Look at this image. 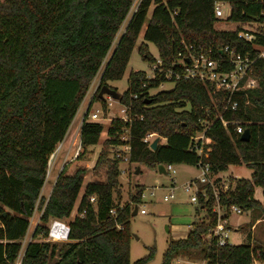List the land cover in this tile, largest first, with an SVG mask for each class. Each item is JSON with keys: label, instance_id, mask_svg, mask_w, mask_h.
<instances>
[{"label": "trees", "instance_id": "16d2710c", "mask_svg": "<svg viewBox=\"0 0 264 264\" xmlns=\"http://www.w3.org/2000/svg\"><path fill=\"white\" fill-rule=\"evenodd\" d=\"M216 1L229 5L227 21L264 23V0H139L113 46L134 0H0V264H14L35 210L40 212L39 221L20 264H147L152 259L153 247L147 255L133 262L129 259L128 218L141 192L133 197L134 205L114 201L120 160L109 159L107 149L100 151L93 166L107 163L105 180L85 184L77 208H85V213L68 221L69 241H33L46 236L50 219L69 217L85 175L83 168L66 173L64 165L43 197L47 160L100 73L97 92L83 114L80 155L86 146L97 143L102 124L87 119L89 108L103 101L97 97L101 85L121 79L142 30L143 40L157 47L164 69L170 68L179 53L185 54L188 46L192 52L211 48L216 53L228 45L255 55L250 44L237 38L242 28L214 27L219 21L213 13ZM256 42L264 43L261 38ZM138 51L151 60L143 45ZM254 76L258 87L234 96L237 109L222 113L224 120L236 121L249 131L248 141L239 139L234 125L222 127L216 117L221 112L220 99L210 96L209 86L200 80L181 79L172 89L148 96V90L168 80L164 73L147 80L144 72L135 71L130 72L128 88L119 101L138 117L129 123L111 120L104 144L128 145V162L149 168L201 162L216 175L228 166L244 165L251 170L250 178H233L234 187L225 193L219 188L221 204L243 211L259 209L261 203L253 193L255 187L264 190V57L256 60ZM143 82L146 86L141 88ZM133 93L138 94L136 99L131 98ZM203 122H209L202 145L206 157L190 148ZM124 132L127 140L122 142ZM153 133L164 139L155 150L143 141ZM207 193L205 220L193 223L185 238L170 239L160 264H172L176 258L205 264H253L259 248L251 243L216 246L214 241L209 245L202 241L216 223L212 191ZM90 196L95 197V205L87 202ZM112 208L115 215L109 213ZM115 223L122 228L117 230ZM257 256L262 259L263 253Z\"/></svg>", "mask_w": 264, "mask_h": 264}, {"label": "rangeland", "instance_id": "374dc122", "mask_svg": "<svg viewBox=\"0 0 264 264\" xmlns=\"http://www.w3.org/2000/svg\"><path fill=\"white\" fill-rule=\"evenodd\" d=\"M139 0H134L133 5L127 15L125 21L121 25L113 46L122 33L130 14L135 9ZM153 4L149 6L147 16H150ZM223 15L219 21H217L214 27L217 30H234L238 27L244 29H264V23H236L227 21L226 18L229 14V5L224 3L222 5ZM142 32L139 34L133 47L129 60L126 64L124 73L120 80L108 81L105 85L114 89L120 96L128 88V77L130 72L141 71L145 76H151V63L159 58L158 50L155 44L152 42L144 41L142 38ZM143 45L146 53L151 60H145L142 58L141 53L138 51V47ZM113 48V47H112ZM111 48V49H112ZM110 52V51H109ZM109 55V54H108ZM107 55V57H108ZM98 73L92 80L79 108L72 120L69 132L64 136L61 142L54 165L49 169V176L45 181L43 188L41 189V195L47 197L50 192V187L55 179L59 167L67 165L66 173L72 174L77 168L85 169V175L82 180V185L77 196V199L81 196L84 186L90 181L102 182L105 180L106 162L100 164L96 169L93 168L95 160L102 149H107L108 158L118 159L114 156V153L119 151L125 158L128 156V150H124L121 145L110 146L104 144L107 134V128L109 120L119 118L120 113V101L112 100L111 106H108L106 100L107 96H103V101H95L91 104L87 119L89 120V114L95 110L100 111L98 113V121L102 124V131L99 135V139L96 144L85 147V153L81 156L80 152L76 158H73L74 148L71 147L68 156L67 150L74 137V131L82 115L84 114L92 96L97 92L99 83ZM173 82L165 81L161 83L157 88L150 89L151 95L158 91H167L172 89ZM156 134L151 141L156 138ZM123 138H127V133L124 132L120 140L123 142ZM164 139L159 138L158 143H163ZM58 146V145H57ZM80 155V156H79ZM118 169V192L113 194L114 201H119L121 206L124 203L132 204L133 197L137 195L138 191L141 192L140 201L135 203L137 209H144L145 213L140 214L138 211L136 214H130L128 218L129 229V259L131 262L145 256L149 252V248L153 247V257L147 264H160L162 261V255L165 251L168 241L170 239H183L187 236L189 230L192 228L193 223L199 220H205V211L200 209L196 203L190 201V197L194 195L195 185L192 184L189 191L184 190V185L193 181L199 175L200 169L197 165L186 163H171L172 169L175 170L173 178L166 172L160 173L156 168H149L141 164L129 163L128 160H124L123 157L119 159ZM251 170L244 165L240 166H228L227 170L214 177L215 189L218 190L223 183L230 185L231 178H250ZM216 178L218 179L216 181ZM174 183L172 184V180ZM232 186V185H231ZM173 193V198L168 201H163L164 195ZM262 188L255 187L253 197L259 201L262 197ZM134 205V203L132 204ZM39 211H35L32 217V221H37ZM264 219V204L259 209L252 211H244L241 214H235L230 212L228 214V221L230 224L228 243L232 245L251 243L252 246L258 247L255 253L253 264H264V221H255L256 219ZM70 219H68L69 221ZM249 220V221H248ZM34 223L30 224L27 231L25 241L28 242L32 233ZM254 226V228H253ZM252 227V228H251ZM250 235V238H249ZM37 242L42 240V237L36 238ZM263 253V258L257 256L258 253ZM172 264H203L201 260H188L186 258H176L172 261Z\"/></svg>", "mask_w": 264, "mask_h": 264}, {"label": "built area", "instance_id": "2783aa9c", "mask_svg": "<svg viewBox=\"0 0 264 264\" xmlns=\"http://www.w3.org/2000/svg\"><path fill=\"white\" fill-rule=\"evenodd\" d=\"M224 3L225 2L222 1H216L213 6L214 16L219 20L220 18H222L223 15L222 5ZM237 38H239L240 40H242V42L246 44H250L252 50L256 51V54L252 56L249 52H241L228 45L218 48L216 50V53L211 48H209L206 52H192L190 51L191 46H188L187 52L185 54L179 53L177 59L171 63L170 68L168 69L163 68L160 58L154 60L151 63L152 75L146 76V79L148 80L154 78V76L157 73H164L165 78L173 83L181 79L196 78L200 80L203 84L209 86L208 91L210 96H218V98L220 99L221 112H219L216 117L220 121L222 127L226 129L229 124L234 125L236 134L241 135L244 132L242 125L236 121L224 120L222 118V113L225 111L232 112L237 109V101L233 99L234 96L242 95V94L245 95L247 91L258 87V80L254 76V65L257 59L264 57V43L262 45H259V43H257L256 41L259 40V38L263 39L264 41V29L257 28L256 30L255 29L252 30L250 28L249 29L242 28L237 32ZM174 67L177 69H173ZM145 86H146L145 82L140 84L141 88H144ZM147 94L148 96H151L150 90L147 91ZM137 97H138L137 93H133L131 95L132 99H136ZM106 100L109 101L107 103L108 106H111V102L113 99L107 96ZM119 105L121 107L120 113L122 115L118 119H120L122 122L129 123L131 119L138 117L135 114L130 113V106L121 103H119ZM99 112L100 111L98 110L91 112L89 114L90 117L89 120L98 121ZM82 120H83V115L78 125L76 126L73 140L71 141V145H69V149L67 150V154L65 155V157L68 156L71 147L74 148L73 158H76L79 152L81 151L80 128H81ZM110 121L111 120H109V123ZM208 126H209V122L202 123V129L192 137L191 145H190L191 149H194L198 155L204 157H206L207 154L205 151H203L202 145L204 144V140H205L204 133L205 130L208 128ZM69 129L70 126L66 134L69 132ZM153 136L154 133L147 134L143 138V141L148 144V147L149 144L151 143L150 138H152ZM126 140L127 138H123V142H125ZM61 142L57 144L58 146L56 145L55 149L50 154L47 160V168H46L44 183L49 176V169H51L54 165V160L56 158V154L59 148L61 147ZM121 147L124 150L129 151L128 145L122 144ZM114 156L118 159H121L123 157L124 160H128V156L127 158H125L124 155L121 154L119 151L115 152ZM197 166H199L200 169L199 175L196 178H194L193 181L187 182L184 185V190L187 192L190 190L192 184L195 185L194 195L190 197V201L192 203H196L197 206H199V208L204 211H205L206 202L208 200L207 190L210 189L212 191L213 205L211 211L216 214V223L214 226H212L207 230V233L205 235L202 236V241L205 243V245H209L212 241H214L216 246H223L226 243H228V237H229V227L227 226V217H224V215L227 216L230 212H233L235 214H241L243 210L236 205H230L227 208L224 207V205L221 204L218 190L215 189L216 188L214 184L215 180L213 174H211L209 170L208 165L206 163L198 162ZM62 167H63L62 165L59 167L55 179L58 173L61 171ZM163 169L167 174H169L173 178L175 174V170L172 169L171 164L163 165ZM55 179L50 187V190L55 182ZM171 181L173 184L174 183L173 179ZM233 187H234V181L233 178H231L230 185L223 183L220 188H222V191L225 193L229 189L231 190ZM172 198H173V193L171 192L168 195H164L163 201H168ZM199 199H201V202L199 201ZM79 200L80 197L76 199L74 207L71 210L69 217L67 219L53 218L49 220L47 224V234L45 237H42V240L40 241L53 242V243H61V242L69 241L68 235L70 228L68 224V219L72 220L75 217L82 218L85 213V208H83L81 211H78L77 209L79 205ZM87 202L95 205L96 203L95 197L94 196L88 197ZM137 211L140 214L145 213L144 209L142 208L139 210L137 209ZM109 213L111 215H115V209L114 208L110 209ZM33 214L29 218V225H28V229H29L30 224L32 222L34 223L32 233L39 221V216L37 221H32ZM115 228L117 230L121 229L122 225L120 223H115ZM32 233L29 237L28 242L32 240ZM25 237L20 241L19 254L14 264H20L21 262V258L25 246L28 243L25 241ZM33 241H37L36 238L33 239ZM202 263L205 264L204 262Z\"/></svg>", "mask_w": 264, "mask_h": 264}, {"label": "water", "instance_id": "95a60500", "mask_svg": "<svg viewBox=\"0 0 264 264\" xmlns=\"http://www.w3.org/2000/svg\"><path fill=\"white\" fill-rule=\"evenodd\" d=\"M104 95L109 96L113 100H118L119 99V95L117 94V92L114 89L108 87L107 85H101L100 88H99V91L97 93V97H98V99H103ZM249 137H250L249 131L247 129H245L244 132L239 136V139L241 141H248ZM158 141H159V137L154 138L151 141V143L149 144V148L151 150H155V148H156V146L158 144ZM157 170L160 173H164L165 172L162 165H158L157 166ZM136 213H137V207L135 206L133 211H132V215H134Z\"/></svg>", "mask_w": 264, "mask_h": 264}, {"label": "crops", "instance_id": "0c3cea01", "mask_svg": "<svg viewBox=\"0 0 264 264\" xmlns=\"http://www.w3.org/2000/svg\"><path fill=\"white\" fill-rule=\"evenodd\" d=\"M76 116V115H75ZM221 173V172H220ZM219 174V173H218ZM218 174H216V175H213V177H215V176H218ZM239 178H241V177H238V178H236V179H239ZM263 190V189H262ZM255 199V198H254ZM258 201V200H257ZM259 203H261V205H263L264 204V190H263V192H262V197H261V199H259ZM244 212V211H243ZM249 221V220H248ZM255 221H259V223L261 222V221H264V219L262 220V219H256ZM227 226L230 228L231 226H230V224H229V221H228V215H227ZM252 228V227H251ZM253 228H254V226H253ZM252 245V244H251Z\"/></svg>", "mask_w": 264, "mask_h": 264}]
</instances>
